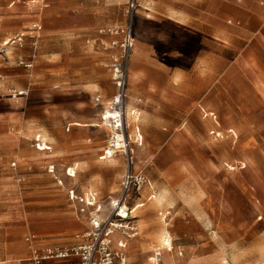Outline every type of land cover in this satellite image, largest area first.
<instances>
[{"label": "crops", "instance_id": "obj_1", "mask_svg": "<svg viewBox=\"0 0 264 264\" xmlns=\"http://www.w3.org/2000/svg\"><path fill=\"white\" fill-rule=\"evenodd\" d=\"M126 1L0 0V264H28L23 235L29 230L45 235L32 242L44 248L54 244L48 238L53 232L72 228L71 216L86 220L72 203L74 211L29 212L25 202L38 199L43 188L51 201L69 202L70 188L92 193L100 203L101 193H109V200L119 192L122 161L104 157L108 128L101 122L116 91L112 65L119 56L113 44L118 35L103 29L120 21L116 11ZM136 1L125 99L132 143L140 147L143 135H163L159 141L213 151L228 135L237 138V156L224 158V168L250 167L241 136L255 135L257 142L256 135H264V0ZM34 22L39 30L32 29ZM20 34L23 47L6 44ZM11 88L25 93L12 98ZM263 154L261 146L255 148V166ZM178 166L186 180L201 171L187 160ZM258 189L256 184L254 209L261 212ZM141 197L135 194L128 202L138 199L144 206ZM40 214L53 220L42 230L33 222ZM190 218L210 231L211 249L174 251L165 264H264L261 215L229 219L222 235L209 214L191 207ZM162 258L160 253L157 264Z\"/></svg>", "mask_w": 264, "mask_h": 264}, {"label": "rangeland", "instance_id": "obj_2", "mask_svg": "<svg viewBox=\"0 0 264 264\" xmlns=\"http://www.w3.org/2000/svg\"><path fill=\"white\" fill-rule=\"evenodd\" d=\"M123 7L116 11L120 21L104 28L103 33L110 34L108 29L123 21ZM96 30L99 33V29ZM120 36L118 35V39H120ZM167 136L171 137L173 135ZM201 136H204V140H206L205 135ZM158 137L162 139L163 135H143V143L140 147L133 144L135 147L134 168L144 174L147 183L149 181L152 188H149L146 184L143 190L137 194L139 197L142 196L140 201L144 202L145 205L141 206L142 204H140V208L133 215L135 217L129 223V225L134 227L137 235L127 242L126 249L123 248V254L128 261L135 264H155L156 257L153 255V249L158 247L159 242L154 241V237L158 234L155 235V232L158 230L159 224L161 226L160 229L166 227L170 231L176 253L181 251L184 254L182 252L183 249H194L200 253H207L212 247V241L209 238L210 231L200 221L190 218L191 207H193V210L200 211V213L209 214L214 230L219 232L220 235H222L223 229L227 227L229 219H257L261 215L262 225L260 226L264 227V204L261 212H256L254 209L256 202L254 189L256 184L259 187L258 190L261 196L264 198V154L261 158L256 156V166L254 165L255 148L261 146L264 151V135H256L257 142L254 140L255 135L241 136L243 142L246 143V152L248 158H250L249 164L251 165L240 171H230L223 166L224 158L237 156V142L235 143L237 138L232 137L230 139L228 135H224L220 141H216L214 149L211 151L206 146L198 147L184 141L175 143L169 140L165 143L164 140L160 139L159 141ZM103 145H107V135H103ZM147 152H150V155H146ZM116 158H120V161H122L120 183L123 173V156L117 153L116 156H113V159ZM181 160L189 161L201 171L199 173L194 172L193 177L186 180L184 173L179 171L178 165ZM107 174L111 175L109 171ZM182 184L186 185V190H182V193H180ZM170 186L172 188H169ZM162 191L167 192L166 200L170 204L167 202L162 205L156 204L157 196ZM29 193L28 191V195ZM109 195V193L103 192L98 196V199L102 201L103 213L108 211ZM117 195L118 193L115 196ZM46 196V188H43L42 194L38 199L28 198L25 205L28 206L29 212L36 209L40 213H47L51 209L59 213L68 212L69 209L74 211L73 208H69L71 202L67 200L61 201L57 197L54 201H51ZM134 196L135 194L131 193L129 199ZM151 196L152 198L149 199ZM165 213L167 214L163 218ZM182 215L186 218H183ZM42 217L43 215L40 214V219L37 222L33 221L38 224L36 228L41 230L47 227L50 222H53V220L41 219ZM79 218L80 220L74 214L68 219L72 223V228L56 231L49 235L48 238L54 244L48 247L70 246L79 242L81 238L77 237V235H81L86 228V224H84L86 220ZM203 222L206 223V220ZM62 223L64 222L62 221ZM29 234L34 235V240L40 241L45 238L44 234L33 230L24 233L26 236ZM134 242L141 245L144 242H148L151 247L149 250H142L140 247L132 245ZM162 253L163 258L158 264H165V260L168 257L170 258L169 253L164 251ZM129 256H132L133 259L130 260Z\"/></svg>", "mask_w": 264, "mask_h": 264}, {"label": "built area", "instance_id": "obj_3", "mask_svg": "<svg viewBox=\"0 0 264 264\" xmlns=\"http://www.w3.org/2000/svg\"><path fill=\"white\" fill-rule=\"evenodd\" d=\"M136 7V0H127L123 8V21L108 29L111 34L121 35L120 39L113 41V44L119 48V56L112 65V80L116 91L101 115L102 124L108 128L104 154L110 157L119 153L123 156L124 171L118 195L109 199L108 211L103 213L102 203L94 194H79L75 188L68 189V199L76 212L85 216L87 221L85 230L78 235L81 240L70 246L37 248L32 244L34 235H24L23 238L30 249L28 264H135L125 258L119 244L115 246L112 234L114 230L122 231L125 236L135 232L134 227L129 225L133 207L128 200L131 193L139 194L147 184L144 174L134 168V147L127 134L129 124L125 114L126 64L134 43L133 20ZM31 27L34 30L40 29V25L36 22L32 23ZM23 37L24 35L21 34L16 35L8 39L6 44L23 47ZM17 62L26 67L31 66V63L22 59ZM8 93L10 97L15 98L25 92L11 88ZM106 110L111 112L107 120ZM49 169L51 171L53 167L50 166ZM160 253V249L153 251L157 261Z\"/></svg>", "mask_w": 264, "mask_h": 264}, {"label": "bare ground", "instance_id": "obj_4", "mask_svg": "<svg viewBox=\"0 0 264 264\" xmlns=\"http://www.w3.org/2000/svg\"><path fill=\"white\" fill-rule=\"evenodd\" d=\"M125 111H126V108H125ZM105 119L107 120V118L110 117V111L106 110L105 112ZM126 116H127V113L125 112ZM38 137V136H37ZM43 137V135H42ZM38 139V138H37ZM49 144V143H48ZM42 149H45V143L42 144ZM52 150V149H51ZM43 152V151H42ZM46 153V152H45ZM105 158L106 159H110L113 158V156H107L106 153L104 154ZM91 188V187H90ZM167 199V192L166 191H162V192H159L158 196H157V199H156V204L157 205H162L163 203H168L170 204V202ZM134 200V199H133ZM166 200V201H165ZM135 201V200H134ZM208 203V202H207ZM133 207V211L131 212V218L135 217L133 215H135L134 213L140 208V202L138 201L137 199V202H133L132 205ZM210 207V206H209ZM141 211V210H140ZM167 213H165L163 215V218L166 216ZM206 219V218H205ZM207 221V220H206ZM212 222V221H211ZM166 225V224H165ZM137 235V232H134L133 234H127V236L124 235V233L122 231H119V230H114L113 231V234H112V239L114 241V244L115 246L119 244V246H121V250L124 251V249H126V246H127V240L128 239H132L134 238L135 236ZM78 237V235H77ZM122 237V238H121ZM121 238V239H120ZM154 241H157L159 242L158 244V249H162L164 246L167 247V250H165L164 252H167L169 253L170 257H172L174 255V246H173V242H172V235L170 233L169 230L166 229V227H163L160 229V231L158 232V234L154 237ZM124 248V249H123ZM157 248H154L153 250L157 249ZM179 248V247H178ZM132 249V248H131ZM137 250V249H136ZM163 251H161V254L163 255L162 253ZM179 252V251H178ZM263 252V251H262ZM132 255V254H131ZM188 256V255H187ZM186 256V257H187ZM190 256V255H189ZM130 257V256H129ZM127 259V258H126ZM157 259L155 260V264H157Z\"/></svg>", "mask_w": 264, "mask_h": 264}]
</instances>
